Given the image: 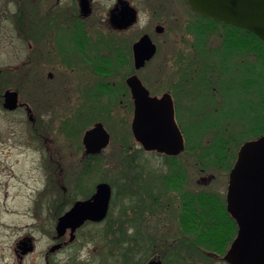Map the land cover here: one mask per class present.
<instances>
[{"label":"flooded vegetation","instance_id":"flooded-vegetation-1","mask_svg":"<svg viewBox=\"0 0 264 264\" xmlns=\"http://www.w3.org/2000/svg\"><path fill=\"white\" fill-rule=\"evenodd\" d=\"M51 1L53 0H6V5H14L15 9L11 16L7 10L1 11L0 21L3 18L8 19L13 16L15 23L11 29V38H17L22 42L24 52L19 56L21 58L19 64L9 65L0 70V77L27 78L35 76L41 79V85H43L45 74L48 80L53 81L59 71V75L65 76L62 77L64 82L60 87L65 91L68 87L66 83L71 77L81 79L82 74L84 76L90 74L91 76H89L95 81L94 86L80 87V89L73 87L70 89L72 94L70 95L69 92L67 97V101H70L69 97H72V101L74 100L81 107L79 121L77 120L79 124L88 119L93 120L92 127L97 123H103L101 120L95 119V116L96 114L108 116L106 110L111 107L108 104L107 96L109 94H114L116 102L131 110V133L138 146V150L133 155L137 157V161L133 167L132 196L134 235L139 241H137V247L133 248L132 258L134 262L127 264H149L152 260H160L162 264H229L224 260V255L237 236L238 226L234 220L236 226L234 229L231 221L233 218L227 209V192L229 176L236 164L242 145L236 151L234 147L237 142L236 138L222 128L221 122L228 120L227 123L231 124L238 121L241 125H250L251 121L254 120L255 126L259 122L261 129L258 131V128L255 127L248 134L245 131L243 135L246 136L245 138L249 137L247 141L262 135L264 103L261 93L252 97L255 94L253 86H251L252 55L250 53L236 55L231 65L232 70H229L224 40H218L217 45L206 48L208 39L202 41L195 38L182 53L181 59L183 61L180 66H176L178 69L171 71V65L166 59L163 71L157 67V72H155L150 68V62L158 54V44L154 41L157 47L155 56L140 65L137 61L135 44L144 34L134 41L126 40L123 37L126 32L129 33L133 27L137 26L140 21V14L137 13V22L127 27H120L115 22L116 19L121 18L125 5H130V2L116 0L107 13L100 15L99 22H89L88 20L94 14V0H88L90 13L87 15L82 11L81 0H55L52 3ZM186 3L185 0V5ZM8 6L7 8H9ZM187 10L197 20H201V17H198L195 12ZM147 25L151 29L149 32L151 38L154 33L162 35L165 31L164 25L161 26L163 30L160 33V29L157 28L159 26L154 27L151 22H148ZM143 50L146 51V48ZM46 62L55 64L52 68H55L57 72L45 70L44 64ZM175 65H178V61L175 62ZM148 67L151 72L149 74L143 73V76L142 72ZM152 74L167 75L164 88L152 89L148 84ZM113 75H121V78L125 75V78L120 83L111 84L107 78ZM135 75L148 90L150 97H155L160 101L164 99L165 95L171 97L177 129L185 143V150L180 154L170 155L157 150L147 151L133 134V121L137 104L128 85V79ZM260 84L262 87L264 83L261 82ZM43 88H37L38 92L34 100L24 99L21 91L14 88L19 93L18 107L15 110L3 108L6 115L17 113L24 115L30 122L32 139L41 142L44 141L43 131L51 132V127L44 126V109L42 108L45 102L50 101L49 95L53 94V91L46 92ZM7 89L13 90V88ZM4 92H0L2 107ZM57 93V96L61 95L59 99L63 100V93L61 94L59 91ZM65 95L67 94L65 93ZM258 99L260 104L257 103ZM51 100L53 99L51 98ZM156 105L160 109H164L165 104L157 103ZM211 107L214 109L213 113H211ZM191 109H205L209 124L213 123L210 127L214 130L213 135L207 136L210 132L204 134L203 128L200 129L202 131L194 130L192 134L197 143L201 144L206 141L205 150L191 152L188 150L190 137L188 138L182 123L185 120L186 111ZM238 109L250 110L251 114L249 117L246 114L242 116ZM221 110L222 113H220ZM214 114L224 117L218 119ZM68 123L77 122L71 118ZM123 123L124 121L121 120V125ZM53 143V145L57 144L55 138ZM31 144L36 145L37 142H31ZM53 148L54 146L52 151L45 152L46 156L43 155L42 150L34 151L42 155L39 157L38 168L43 167L44 159L47 157L52 163H57L58 168H60L59 160L65 157V154L60 149L54 150ZM83 148L86 167H83V175L81 178L79 176L78 179L84 182L85 178L91 175L90 163L102 156L107 148L93 154L86 152L84 144ZM188 152L192 154L189 160L181 158L188 155ZM147 157H154V159L162 160V162L143 159ZM144 161L148 163L146 164ZM34 163H36V159H34ZM189 163L197 167L200 174H211L206 180L204 178L198 180L197 185L193 187L191 183L187 182ZM153 164L156 166L151 167ZM60 169L62 170L63 167ZM223 172L228 174L225 191L223 192V185L220 186L221 190L206 191L212 185L209 182L210 179H214L216 175L218 176ZM3 175L5 174L3 173ZM81 181L75 187L66 186L62 173L57 184L61 193L55 194L53 192L55 189L51 190L48 185L42 190L35 189L31 195V203L34 209L29 214L32 220V223L29 224L26 221L28 208L21 212L19 209L8 207V203H19L18 198L21 199L20 188L15 194H11L9 182L0 180L3 197V202L0 201V205L6 208L4 212L9 215L11 220L10 223L0 221V229H3L0 231V237L5 236L7 240L5 243H1L3 246L0 247V264H77L66 260L69 259L68 255V257L64 255L65 260L60 256L70 249L76 241L78 233L88 222L76 230L75 238L71 240V230H68L63 236L58 235L56 230L57 219L54 231L48 237L49 244L46 250L38 254L41 261L28 262V259L36 254L38 246L44 238L43 211L39 209V207L43 209L44 197H46L44 205L51 203L57 206L67 202H72V206L78 200H87L95 193L100 182L95 185L92 192L91 184L86 190ZM50 191L53 192V195L47 197ZM204 197L212 198L206 200L209 207L205 206ZM209 204H212L213 207ZM18 221H25V223L19 224ZM219 223H227V225L222 226L223 228L217 232L202 229L205 224H207L206 229L210 226V228L217 229ZM211 235L222 240L218 243L213 242V246L197 245V239L208 238ZM150 238L162 240L164 238L162 243L165 244L158 247L139 244V242L144 243ZM228 239L231 241L228 242Z\"/></svg>","mask_w":264,"mask_h":264},{"label":"rangeland","instance_id":"rangeland-1","mask_svg":"<svg viewBox=\"0 0 264 264\" xmlns=\"http://www.w3.org/2000/svg\"><path fill=\"white\" fill-rule=\"evenodd\" d=\"M55 1V0H53ZM51 1V3L53 2ZM95 3L93 5L94 14L90 17L89 22L98 21L100 15H104L107 13L110 8L113 6L116 0H94ZM131 3V5L137 9L140 14V21L137 26L133 27V29L129 33L124 34V38L126 40L134 41L141 37L143 34H150L148 22L155 26H165V31L162 35L154 33L152 35L153 41L158 44L159 51L157 56L150 62V68L157 72L156 68L159 67L161 71L164 69L165 60H168V64L171 65V71L176 68V66H180L182 53L186 50V48L192 44V41L195 40L194 31L191 29V25L194 24V21L191 19V14L187 10L185 5V1L182 0H127ZM3 3V4H2ZM6 5V0H0V12L4 9L7 10L9 16L12 15L15 7L14 5ZM7 8V9H6ZM16 19V18H15ZM99 22V21H98ZM13 16L8 19H2L0 21V70L7 68L9 65L19 64L21 58L19 56L24 52V45L17 38L12 39V28L14 24ZM160 24V25H159ZM206 40L208 39V45L206 48L210 46H215L222 39V33L218 34V32L206 33ZM219 40V41H218ZM189 51V50H188ZM252 55L251 67L254 61L259 62V56L253 54ZM232 60L229 58V70H232V62L234 61V57L230 56ZM178 61V65H175V62ZM45 70H52L53 72H57L55 68H52L53 63H45ZM175 65V66H174ZM260 71H254L252 69L251 74V86H253V90L255 94L252 97H256L257 94L261 93L262 101L264 103V96L262 94L261 86L259 83H264L263 80L259 79L257 74H261L263 69L260 67H256ZM149 67L142 72L150 73ZM257 74H256V73ZM90 74H86L85 76L82 74L81 79L73 78L69 80L67 89L64 91L60 87L63 85L64 77L59 75V71L56 75V78L51 81L48 80L45 74V78H43V85H41V79L35 76H29L27 78H17V77H0V92L3 93L7 88H15L21 91L23 94L22 97L28 100H34L35 96H37L38 89L44 87L46 92H52L53 94L49 95L50 101L45 102V105L42 109H44L43 120L44 126L51 127V132L43 131V139L34 141L31 135V127L30 122L26 119V117L19 113L6 115L4 113V109L0 104V180L3 182H9V191L11 194H15L20 188L21 199L18 198L19 203H8V207L11 209H19L21 212L28 208V218L27 223H32L30 218L31 211L33 212L34 207L32 206V198L31 195L35 189H45L48 185L51 190L55 189L53 192L55 194L61 193L60 187L57 186L58 178H65L66 186L75 187L83 175V167L85 166V159L83 154V144L82 137L88 128L92 127V123H88L89 127L83 128L80 127L76 129V125L79 121V116L81 114L80 109L77 105V102L72 101V97H69L70 101H67V97L69 95L70 89L75 87L76 89H80V87L84 88L87 86H94L93 78L89 76ZM125 76V75H124ZM121 78V75H113L107 78L108 82L120 83L124 80V77ZM144 76V74H143ZM63 77V78H62ZM167 75H150L148 84L155 89L164 88V84L166 83ZM2 81V83H1ZM53 89V90H52ZM59 91L61 94L63 93V100L59 99L61 95L57 96ZM65 93L67 95H65ZM72 93L70 92V95ZM54 95V96H53ZM108 104L111 106L107 108V115H99L96 114L97 120H101L106 129L111 134V143L105 150L104 154L97 158L96 160L90 163L91 175L87 176L83 181V187L89 189L91 184V190L94 191L95 185L101 181V178L105 179L104 181H108L109 183L114 185V193L115 201L113 197V202L111 204V216L109 217L112 221L118 224L120 221L124 222V228L128 231V233H134V217L133 211L131 207H133V196L132 192L125 191V187L123 184H127L132 180V171L135 162L137 161V157H134L135 151L138 150V146L135 143L132 133H131V120H132V112L131 110L125 106H121L114 99V94H109L108 96ZM51 98L53 100H51ZM65 101V103H64ZM259 99L258 102L259 103ZM33 102V101H32ZM111 102V103H110ZM115 105H112L114 104ZM211 113H213V108L211 107ZM239 113L247 117L250 116V110L238 109ZM205 109H191L187 110L185 113V120H183V125L188 134V150H205V143H197L194 138L193 131L196 129L203 128V133L206 134L210 132L207 136L213 135L211 124H209L208 116L206 115ZM222 113V110L220 111ZM259 114V112H258ZM215 115V114H214ZM218 119H223L224 116L215 115ZM99 117V118H98ZM74 118L77 123L71 124L68 121ZM215 119V118H214ZM78 120V121H77ZM121 120L124 121L123 125H121ZM228 120H223L221 122L222 128L227 130L229 134H232L236 138V144L234 147L236 151H238V147L244 144V141H247L249 137L243 135L245 131L247 134L255 127L258 128V131L261 129L257 124L255 126L254 120L251 121V124H244L232 122L231 124L227 123ZM90 122V119L89 121ZM79 124V123H78ZM260 124V123H259ZM259 126V127H258ZM264 126V125H263ZM208 127V128H207ZM124 128V130H123ZM74 129V130H73ZM69 131V132H68ZM73 131V132H72ZM202 131V130H200ZM122 133H125L128 141L131 144V151L124 152L122 144L120 143L123 140ZM201 133V135H203ZM262 132L261 134H263ZM54 138L57 141V144L53 145ZM51 139V140H50ZM53 141V142H52ZM31 142H37V144L32 145ZM54 146V150L60 149L65 154V157L60 158V168H58L57 163H52L50 158L47 157L44 159V165L42 168L39 167L40 159L42 156L39 152H34L36 150H42L44 152V156L46 151H52V147ZM204 146V147H203ZM202 147V148H201ZM126 155L128 158L127 162H123L122 157ZM192 156L188 152V155H185L181 158L188 159ZM133 157V158H132ZM149 157V156H148ZM143 158L145 160L151 159L152 162L161 163L162 160L152 158ZM34 159H36V163H34ZM58 161V159H55ZM101 162V164H100ZM145 162V161H144ZM146 164L148 162H145ZM156 166L153 164L151 167ZM86 167V166H85ZM189 172L187 173L188 183H191L194 187L197 185L198 180H202L203 178L206 180L208 175L211 173L200 174L199 169L190 165L189 163ZM58 168V169H57ZM57 169V170H56ZM88 171V170H87ZM89 172V171H88ZM3 173L5 175H3ZM89 173V174H90ZM125 174V175H124ZM227 177L228 174L225 172L220 173L218 176L216 175L214 179H210L211 182L210 188L208 190L218 191L221 190L220 186H222L223 192L227 186ZM205 182V181H204ZM190 184V185H191ZM124 190V192H123ZM0 201L3 202L2 197V188L0 187ZM53 192H48L47 197L53 195ZM46 201V197L43 199V225L42 229L44 232V238L42 243L38 246L36 254H33L32 257L28 259V262H40L41 259L38 254H40L43 250H46L49 244V236L52 235L54 231V227L58 217L63 214L66 210L71 207V203H63L62 205H52L51 203H47L44 205ZM3 205H0V221H6L10 223L9 215H7L4 210ZM14 218V217H12ZM147 222V221H146ZM18 223H25V221H18ZM108 222L103 223H90L87 224L83 229L78 233L76 241L72 244L70 249L60 256L63 260H65V256H69L70 263L77 264H127L129 262H125V257L123 256H109V248H107V244L102 240V235L105 231L106 224ZM148 223V222H147ZM132 225V228H128ZM115 227H118L115 225ZM3 229H0L2 231ZM164 240V238H163ZM170 240V239H169ZM6 237H0V247L3 246L1 243H5ZM171 241V240H170ZM139 242V244H141ZM137 246H134L135 248ZM132 248V251H133ZM65 255V256H64ZM67 256V257H68ZM118 260V261H115ZM222 264V263H219Z\"/></svg>","mask_w":264,"mask_h":264},{"label":"water","instance_id":"water-1","mask_svg":"<svg viewBox=\"0 0 264 264\" xmlns=\"http://www.w3.org/2000/svg\"><path fill=\"white\" fill-rule=\"evenodd\" d=\"M88 0H81L82 11L90 13ZM197 12L218 21L245 28L264 42V0H188ZM136 21V11L125 5L120 27ZM146 48V51L143 50ZM137 61L143 65L156 53V46L145 34L135 44ZM136 111L133 132L146 150H157L170 155L180 154L185 149L184 140L177 129L171 97L163 100L150 97L138 76L128 79ZM19 93L7 90L4 93V108L15 110ZM165 104L160 109L156 104ZM110 133L102 123L86 131L83 143L87 153H98L110 143ZM112 187L107 182L97 185L95 194L88 200L77 201L58 220L56 230L63 236L71 229V240L76 230L86 221H103L109 212ZM227 209L238 225V234L224 259L230 264H264V135L246 142L240 149L237 162L230 173L227 192ZM149 264H162L153 260Z\"/></svg>","mask_w":264,"mask_h":264},{"label":"trees","instance_id":"trees-1","mask_svg":"<svg viewBox=\"0 0 264 264\" xmlns=\"http://www.w3.org/2000/svg\"><path fill=\"white\" fill-rule=\"evenodd\" d=\"M198 17H201V20H197L195 17H193V21L194 24L191 25V29L194 31V33L196 34L197 38L199 40H206V33H213V32H218V34L222 33V39L224 40L225 44V51L226 54L225 55L227 57V61H228V65L230 63L229 58L232 60V57H235L238 54H247L250 53V51L257 55V57L259 56V62L258 61H254L252 63V67L251 69H254V71L256 70L257 72L260 71L261 69H257L256 67H261L263 69V71L261 72V74H257V81H259V79L263 80L264 82V42L260 40V38L258 36H256L254 33L243 29V28H239L236 26H232V25H228L222 22H219L213 18H209L206 16H201L198 15ZM2 83V81H1ZM259 84V86H261V84L259 82H257ZM263 84V83H262ZM264 96V84L262 85V88L260 90ZM260 104V103H259ZM89 119L87 121H82L79 125H76V129H79L80 127L83 128H87L89 127L88 123H92L93 120H91L90 122H88ZM258 125L259 122L257 123ZM263 132H264V126H263ZM122 138L123 140L120 141V143L123 146V154L124 152H130L131 151V144L128 141V139H126L127 137L125 136V133H122ZM133 158V157H132ZM123 162H127L128 158L126 157V155H124L122 157ZM102 180H105L103 178H101ZM132 184H133V178L131 181H129L127 184H123L122 186L125 187V191L132 192ZM113 185V182H112ZM114 186V185H113ZM204 199V204H206L205 206H208V204L206 203V200H211L212 198H203ZM211 207L212 204H209ZM209 207V206H208ZM131 210L133 211V207H131ZM232 223L234 225V229H235V222H233L234 220H232ZM108 223L106 224L105 227V231L102 235V240L105 242V245L107 244V248H109V256H123L126 258V260H124L125 262H129V263H133V251L132 248L134 246H137V241H139L134 233H128V231L124 228V222L120 221L118 224H116V222L112 221L110 218H108ZM115 225H117L118 227H115ZM206 225H204V227L202 228L203 230H210V232H217L218 230H221L223 227L222 226H226L227 223H219L218 227H216L217 229L214 228H207L206 229ZM129 229L132 228V225H130L128 227ZM190 229V228H189ZM131 230V229H130ZM215 234V233H214ZM222 239L221 238H216L215 236L211 235L208 238H199L197 239V245L199 246H213V242H220ZM228 242L231 241V239L227 240ZM163 240L160 238H150V240H145L144 243L140 244V245H148V246H155L158 247L160 245L164 246L165 243H162ZM118 261V260H115Z\"/></svg>","mask_w":264,"mask_h":264}]
</instances>
